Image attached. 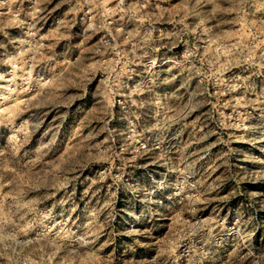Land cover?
Segmentation results:
<instances>
[{
    "label": "rangeland",
    "instance_id": "obj_1",
    "mask_svg": "<svg viewBox=\"0 0 264 264\" xmlns=\"http://www.w3.org/2000/svg\"><path fill=\"white\" fill-rule=\"evenodd\" d=\"M0 264H264V0H0Z\"/></svg>",
    "mask_w": 264,
    "mask_h": 264
}]
</instances>
